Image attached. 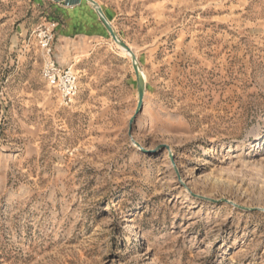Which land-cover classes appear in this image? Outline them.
Here are the masks:
<instances>
[{
	"label": "rangeland",
	"instance_id": "obj_1",
	"mask_svg": "<svg viewBox=\"0 0 264 264\" xmlns=\"http://www.w3.org/2000/svg\"><path fill=\"white\" fill-rule=\"evenodd\" d=\"M95 1L138 115L86 1L0 0V264H264V0Z\"/></svg>",
	"mask_w": 264,
	"mask_h": 264
},
{
	"label": "built area",
	"instance_id": "obj_2",
	"mask_svg": "<svg viewBox=\"0 0 264 264\" xmlns=\"http://www.w3.org/2000/svg\"><path fill=\"white\" fill-rule=\"evenodd\" d=\"M53 35L50 31L40 36V48L43 57V78L51 85L64 100L72 101L79 92L78 79L71 66L61 68L53 53Z\"/></svg>",
	"mask_w": 264,
	"mask_h": 264
},
{
	"label": "water",
	"instance_id": "obj_3",
	"mask_svg": "<svg viewBox=\"0 0 264 264\" xmlns=\"http://www.w3.org/2000/svg\"><path fill=\"white\" fill-rule=\"evenodd\" d=\"M52 1L55 3H61L64 0H52ZM81 1L82 0H72L71 2H68L66 5L68 7L77 6L81 3ZM84 1H86L91 6L93 11L97 15V18L99 19V21L101 22L107 33L109 34L112 41L129 55L137 84V106H136L135 115H138L142 111L143 98L145 93V82L139 74V65L137 62V58L132 52V50L119 39L110 21L106 18L100 5L95 0H84ZM165 149H168V147L165 146ZM260 211H264V210H260Z\"/></svg>",
	"mask_w": 264,
	"mask_h": 264
},
{
	"label": "bare ground",
	"instance_id": "obj_4",
	"mask_svg": "<svg viewBox=\"0 0 264 264\" xmlns=\"http://www.w3.org/2000/svg\"><path fill=\"white\" fill-rule=\"evenodd\" d=\"M72 0H64L63 2H61L62 4H64V5H66L68 2H71ZM67 6V5H66ZM120 48V47H119ZM121 49V48H120ZM122 50V53L124 54V55H127L128 56V58H129V55L123 50V49H121ZM130 59V58H129ZM76 66V63H74L72 66H71V68L73 69L74 67ZM140 71H141V69L139 68V74H140V76H141V78H142V74L140 73ZM143 79V78H142Z\"/></svg>",
	"mask_w": 264,
	"mask_h": 264
}]
</instances>
